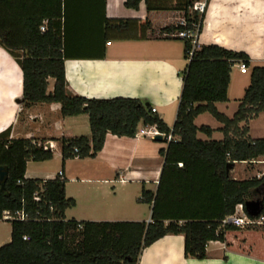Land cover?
Masks as SVG:
<instances>
[{
  "label": "trees",
  "instance_id": "trees-1",
  "mask_svg": "<svg viewBox=\"0 0 264 264\" xmlns=\"http://www.w3.org/2000/svg\"><path fill=\"white\" fill-rule=\"evenodd\" d=\"M71 1L80 3V7L86 2L0 0V47L14 58L22 71V107L58 102L62 116L88 114L90 136L59 139L62 161L95 157L103 147L107 132L132 137L140 124H156L166 135L171 132L178 137L177 141H169L167 149H161L165 157L161 179L166 169H173L179 183L170 191L162 189L161 183L156 192L142 187L138 200L152 204L150 222L66 219V209L75 204L73 198L66 196V180L57 175L49 179L25 177L29 160H49L53 151L38 145L44 140L10 138L8 127L0 132V168L6 172L0 181V219L5 210L14 211L22 206L31 217L42 219L9 221L11 239L0 246V264H138L142 250L167 234L183 235L186 258L208 257V242H224L227 231L242 229L231 224L221 225L224 217L234 213L237 204L242 203L251 217L264 216V170L259 178L239 180L231 176L234 164L227 168L229 162L258 159L264 153V137L252 138L248 134L249 121L264 113V63L250 66L248 55L242 51L216 44L199 45L182 72L183 86L176 119L170 129L151 111V105L139 98L84 97L68 88L64 60L69 56L68 38L73 31L71 16L78 15L79 20L89 23L84 20L87 12L79 9L71 13ZM140 1L125 0L124 4L137 9ZM193 1L145 0L148 10L172 8L180 11L186 20L185 27L170 25L161 32L194 25L200 32L205 12L200 15L192 10ZM44 20H47L46 29L41 32ZM103 22L102 38L112 31L123 34L138 23L135 19L121 18H105ZM141 26H149L148 21ZM179 39L184 43L186 58L190 41ZM239 59L250 67V82L236 111L228 117L214 103L228 100L231 65ZM49 78L54 79L51 91H48ZM203 112L222 123L221 140L197 137L198 131L208 136L213 131L207 125L194 124V119ZM40 186L44 190L40 200L35 201L33 194ZM251 200L261 204L256 216L250 215L245 207ZM206 203L212 207V216H206Z\"/></svg>",
  "mask_w": 264,
  "mask_h": 264
},
{
  "label": "crops",
  "instance_id": "crops-1",
  "mask_svg": "<svg viewBox=\"0 0 264 264\" xmlns=\"http://www.w3.org/2000/svg\"><path fill=\"white\" fill-rule=\"evenodd\" d=\"M124 2L86 0L81 7L80 3L70 2L71 13L79 9L87 12L84 20L89 23H84L83 17L79 20L78 15L71 16L73 31L68 38L69 56L64 60L68 88L84 97L139 98L155 107V113L172 129L187 60L184 43L176 41L181 39L162 36L161 31L166 26L174 25L182 13L172 8L148 10L145 0L140 1L137 9L126 7ZM105 18L135 19L138 23L131 25L123 34L112 31L102 38ZM145 21L149 26L143 28L141 25ZM111 39H118L119 45L113 47ZM198 42L200 45L216 44L242 51L248 55L250 66L263 64L264 0H208ZM1 53L10 66L0 71V82H7L0 83V105L3 108L0 110V132L10 127V138H33L37 142L46 140L56 144L53 157L34 161L37 164L32 172L35 176H31L26 167L25 177L49 179L56 176L59 169L63 170L66 196L75 201L73 207L66 209V219L151 221V204L138 200L142 187L156 192L161 183L162 189L170 191L176 187L177 181L179 183V176L173 169H166L161 179L165 161L161 149H167L169 141L161 135L135 134L130 137L107 132L103 147L95 157H75L62 161L59 139L90 136L88 114L62 116L58 102H40L23 108L22 71L2 47ZM232 68L238 69L235 65H231V71ZM240 74L250 76V67L247 73ZM17 81H20L19 84ZM48 81L51 82L48 91H51L54 79L49 78ZM228 100L214 103L218 111L224 113L221 106ZM239 101L234 110L224 114L231 117ZM201 114L194 119L197 127L207 125L196 122ZM218 123L215 127L207 125L213 129L211 136L198 131L197 137L221 140L223 134L220 128L223 125ZM144 126L140 124L137 131ZM157 136L161 138L156 139ZM51 160H56L57 166L51 168L44 165ZM76 160L78 164L72 167L71 163ZM69 181L75 183L73 188L67 187ZM233 232H239L240 239L235 234L231 235ZM225 237L224 242L216 240L207 243L208 257L195 259L184 256L182 234H167L142 250L138 264H264V225L258 229L229 230ZM10 239L11 223L0 219V246ZM238 240L240 245L236 246Z\"/></svg>",
  "mask_w": 264,
  "mask_h": 264
},
{
  "label": "built area",
  "instance_id": "built-area-1",
  "mask_svg": "<svg viewBox=\"0 0 264 264\" xmlns=\"http://www.w3.org/2000/svg\"><path fill=\"white\" fill-rule=\"evenodd\" d=\"M206 5H207V0H194L192 3V10L198 12L200 15H202L205 10H206ZM46 24L47 20H44L43 23L40 25V31L44 32L46 29ZM174 25L177 26H186V20L184 17L181 15L175 22ZM162 36H168V37H176V38H184V39H189L191 47L187 51V57L186 60L189 62L194 54V51L199 47L200 43L198 42V26L194 25L192 28H185V29H174L173 31L170 32H163L161 33ZM109 43V42H108ZM232 65H235L238 67L239 71L241 73H247L249 70V67L247 66L246 62L242 59L236 60L233 62ZM152 112H156L155 107H151ZM136 134L139 135H150V136H156V135H161L164 136L167 141H176L174 137L172 136V133L169 134H164L160 131V129L157 127L156 124L152 125H145L142 127L140 130L136 132ZM38 145H41L43 149L54 151L56 144L53 141H43L42 143H38ZM74 152H77V149H74ZM245 163H259L262 164L264 167V153L262 156H260L258 159L254 160H249L245 161ZM178 166H182V162L177 163ZM60 178H63V170L59 169L57 174ZM263 175L262 172L257 173V177H261ZM44 190L42 186H40V189L36 191L33 194V199L35 201H39L41 197V192ZM40 218V217H39ZM37 217H31L29 212L25 210L24 206H22L20 209L10 211V210H5L2 213V219L7 220V221H28V220H34L38 219ZM42 219V218H40ZM226 224H231L233 226L243 228V227H253L256 225H262L264 224V216L260 217H251L249 216L245 210L244 206L242 203L237 204L235 207V211L233 214L228 215L224 217L221 220V225H226ZM26 236H23V239H26Z\"/></svg>",
  "mask_w": 264,
  "mask_h": 264
},
{
  "label": "rangeland",
  "instance_id": "rangeland-1",
  "mask_svg": "<svg viewBox=\"0 0 264 264\" xmlns=\"http://www.w3.org/2000/svg\"><path fill=\"white\" fill-rule=\"evenodd\" d=\"M123 9V8H122ZM111 41H113V47H116L117 45H119V41L118 39H111ZM179 41L178 43H182V40H176ZM250 81V76L249 74H240V72L238 71L237 68H232L231 71V80H230V84H229V88H228V92H227V96H228V101L226 104H224V106L222 105L221 108L224 110L223 112L226 114H229L231 111L230 110H234V106L235 104L239 101V99L242 98L245 88L248 86ZM51 82H49L50 84ZM53 83V82H52ZM199 124H207V125H211L213 127L219 125L218 121L215 120V118L210 114V113H203L201 114L198 118L197 121ZM249 133L251 134V136L253 138H260V137H264V113L261 112L258 114V116L256 118L251 119V121L249 122ZM215 136H221L219 135H215ZM78 164V161L76 160L75 162L71 163V166H76ZM37 164L33 161V160H29L27 162V168L30 171V175L31 176H35V174H33L32 172L34 171V169L37 168L36 166ZM44 165H46L47 167H54L57 166V162L56 160H51L46 162ZM264 170V167L262 164L259 163H245V161L242 162H237L234 163L233 169H232V176L235 177L236 179L242 180L245 178H250L253 176H256L258 172H262ZM257 177V176H256ZM259 178V177H258ZM74 182H68L67 187L68 188H73L74 186ZM207 207H208V211L206 213V216H212V207L210 204L206 203ZM152 207V204H151ZM150 207V209H151ZM150 211V210H149ZM67 214L69 215L70 212ZM72 215V214H70ZM9 223V221H7ZM262 227L261 226H255V227H248V228H244V229H258ZM241 230V229H240ZM236 231V230H235ZM235 234L237 237H239L241 234L239 232H233L231 233ZM240 245V240H238L236 242V246Z\"/></svg>",
  "mask_w": 264,
  "mask_h": 264
},
{
  "label": "water",
  "instance_id": "water-1",
  "mask_svg": "<svg viewBox=\"0 0 264 264\" xmlns=\"http://www.w3.org/2000/svg\"><path fill=\"white\" fill-rule=\"evenodd\" d=\"M160 136H157L156 139H160ZM233 162H229L227 164V168L229 169L232 166ZM6 172L0 168V181L4 180ZM245 207L247 212L252 215V216H256L260 213L261 211V204L258 200H251V201H247L245 203Z\"/></svg>",
  "mask_w": 264,
  "mask_h": 264
},
{
  "label": "bare ground",
  "instance_id": "bare-ground-1",
  "mask_svg": "<svg viewBox=\"0 0 264 264\" xmlns=\"http://www.w3.org/2000/svg\"><path fill=\"white\" fill-rule=\"evenodd\" d=\"M10 65L8 64V61H7V59H6V57L5 56H3L2 55V53L0 54V71H2V70H5V68L7 69L8 67H9ZM13 67V66H12ZM13 69H14V67H13ZM8 70H10V69H8ZM249 71V70H248ZM7 72V71H6ZM15 72H17L18 73V70L16 69V71ZM13 73V72H12ZM14 74V73H13ZM12 74V75H13ZM19 76V75H18ZM20 77V76H19ZM20 82V81H19ZM19 82L17 81V83L19 84ZM0 83H7L5 80H3V82L1 81ZM16 83V85H18ZM1 105H0V110H1ZM3 109V108H2ZM4 126V125H3ZM176 141H177V139H176ZM234 163H237L236 161H233V164ZM148 222H150V221H148ZM263 225V224H262ZM256 226H259V225H256ZM253 227H255V226H253ZM243 228H246V227H243Z\"/></svg>",
  "mask_w": 264,
  "mask_h": 264
}]
</instances>
